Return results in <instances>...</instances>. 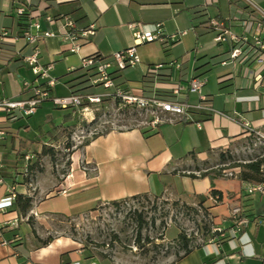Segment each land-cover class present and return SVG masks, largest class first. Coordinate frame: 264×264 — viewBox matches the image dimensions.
Masks as SVG:
<instances>
[{"label": "crops", "instance_id": "1", "mask_svg": "<svg viewBox=\"0 0 264 264\" xmlns=\"http://www.w3.org/2000/svg\"><path fill=\"white\" fill-rule=\"evenodd\" d=\"M21 6L39 9L36 20L40 30L56 35L39 42V61L42 65L52 63L49 75L64 84L68 95V74L81 67L78 65L83 58L110 60L114 53L133 45L132 24L160 25L164 36L179 30L186 32L173 42H160L164 55L169 57L172 53L173 58L157 65L170 67L178 62L183 71L170 67V81L156 85L158 90L169 92L173 83L184 85L196 78L197 58H228L209 65L210 72L201 77L207 80L202 94L220 114L193 111L191 120L175 119L154 128L110 130L82 145H73L71 150L65 148V142L68 132L80 126L77 111L69 109L55 118L47 112L34 139L20 136L21 129L30 130L31 120L20 126L24 117L8 122L0 112V202L12 192L15 198L22 195L32 199L25 215L16 211L15 198L10 207L0 211V264H105L71 237L50 236L55 220L78 219L99 203L143 195L166 197L187 205L198 201V196H205L204 205L219 219L226 236H216L169 264H264V224L258 223L264 221V193L248 194V183L241 182L239 176L220 177L207 172L202 176L191 168L194 162L208 160L212 153L228 152L248 136L243 122L264 134V69L251 61L252 53L247 49L243 56L230 61V47L214 42L215 33L208 24L209 19H218L236 34L248 36L259 27L264 38V22L257 20H264V0H0V29L17 35L27 26L28 19L16 15ZM46 16L56 17V21L47 23ZM64 17L73 20L78 30L90 26L95 29L78 53H70L69 44L59 37ZM29 52L30 47L22 38L9 43L0 41V101L29 98L24 83L31 82L33 74L18 56ZM152 63L140 57L135 67L117 78L118 86L128 95L142 97V79L147 68L155 66ZM258 73L262 80L255 86L253 79ZM179 100L190 105L198 103L197 96L191 93L183 94ZM45 103L52 105L44 102L24 119L36 116ZM58 148L69 151L68 165L56 164L53 168L55 163L44 151ZM25 157L30 159L26 161ZM59 166L64 168L60 172ZM62 189L66 195L59 194ZM212 190L221 193L219 201L210 196ZM220 207L225 208V214L218 213ZM235 208L240 209L248 224L233 237L230 211ZM179 233L176 227L169 226L165 237L176 240ZM49 237L50 242L43 244Z\"/></svg>", "mask_w": 264, "mask_h": 264}, {"label": "rangeland", "instance_id": "2", "mask_svg": "<svg viewBox=\"0 0 264 264\" xmlns=\"http://www.w3.org/2000/svg\"><path fill=\"white\" fill-rule=\"evenodd\" d=\"M179 30L178 32H183ZM191 31V29H190ZM173 34V33H172ZM137 56L150 60L155 66L158 62L172 60L173 54L166 57L162 51L160 41L143 44L137 49ZM144 64V61H142ZM81 66V62L79 65ZM56 89L51 95L56 97L68 96L67 88L62 82H56ZM67 94V95H66ZM69 109H58L45 103L38 114L30 119H21L20 126H26L30 121L28 132L21 129V137L34 139L36 129L44 124L47 112L51 117H59L68 113ZM92 120H80V126L75 131L68 132V141L65 148L73 145H82L88 139L106 133L110 130L126 129L133 126L150 127L152 114L150 110L140 109L134 105H126L112 99H104L94 106ZM54 157V166L68 163L69 151L58 148L51 153ZM262 160L264 167V139L256 135H248L238 141L231 149L221 155L215 152L208 160L193 163L192 169L223 176V171H240L247 163ZM60 166L57 170L62 171ZM166 197L139 196L113 203H99L78 219L58 218L55 220L54 230L50 236H69L91 255L105 264H169L180 255L179 246L174 240L165 237L169 226L176 227L188 237L190 247L206 243L212 235L225 239V235L214 232L220 228L213 212L207 205L198 206V201L188 204L191 209L182 207ZM187 205V204H186ZM232 211V210H231ZM230 211V213H231ZM226 213L220 207L218 213ZM142 220L143 228L138 229V221Z\"/></svg>", "mask_w": 264, "mask_h": 264}, {"label": "built area", "instance_id": "3", "mask_svg": "<svg viewBox=\"0 0 264 264\" xmlns=\"http://www.w3.org/2000/svg\"><path fill=\"white\" fill-rule=\"evenodd\" d=\"M122 1V0H120ZM39 9H27L26 7H18L16 9V15L18 17H24L28 19L27 26L21 30L17 35H12L10 31L2 28L0 29V41L2 43L14 42L18 38H22L25 43L30 47V52L26 55H18L22 64L27 67L33 74V80L31 82H25L24 88L29 90L30 96L26 100L14 101L3 99L0 101V112L4 113V118L8 122L16 121L19 117L32 116L37 108L44 102L49 101L53 107L58 109H72L80 114L82 120L88 122L92 120L94 106L100 104L104 99H112L126 105H134L137 108L150 110L152 118L150 120V127L154 128L157 125L164 123H172L175 119L191 120L193 111H201L207 114L218 115V113L207 101L202 90L207 83L205 78H192L186 84L173 83L170 87V92L174 97L173 101H162L155 98L145 99L140 96L128 95L125 90L116 85L111 77L113 71L124 70L126 66L130 68L135 67L139 63L136 48L137 46L152 43L155 41L168 42L175 41L178 37L186 34L185 31L178 32L171 36H164L160 25L148 27L141 24L130 25L131 35L133 39V45L125 50L116 52L112 55L109 61L96 62L94 57H86L81 60V66L83 68L89 67L96 62V75L91 80L92 85H99L102 87V91L93 96L79 97L69 94L68 96L56 97L51 95L52 88L55 86L56 81L49 75L52 69V63L42 65L40 63L41 51L38 44L45 38H53L56 35L51 31H41L40 24L36 18L40 17ZM45 21L47 23H53L56 21L51 16H46ZM60 24L59 37L62 41L69 44V52L72 54L78 53L83 44L87 42L86 38L95 34V29L90 26L84 30H78L73 20L70 18H63ZM209 27L215 33L214 42L218 44H227L230 47V61H234L243 56L245 49L252 53L251 61L261 65L264 69V38H262L259 27L251 35H238L231 31L224 21L217 19H211ZM256 57H253V55ZM180 63L173 62L170 67L179 68ZM163 65H156L147 68V72L151 74L157 73L162 69ZM262 77L260 73L254 76V85L259 86ZM185 93L195 94L198 98V103L190 105L185 102H181L179 98ZM197 127L200 125L197 123ZM243 131L247 135H256L264 139V134H259L253 130L246 122L242 123ZM30 158L25 157L28 161ZM86 170L85 167L82 168ZM262 173H264V167H262ZM239 171H223V175L226 177L238 176ZM1 182V180H0ZM248 194L264 193V183L248 184L246 187ZM59 194L66 195L67 191L62 189ZM15 198V194L12 192L10 196L0 202V211L4 208L10 207L12 201ZM230 220L232 227L230 229V235L236 237L247 226L248 219L242 217L239 208L232 209L230 213ZM258 223L264 224V221H258ZM15 225V224H14ZM221 235L224 231L221 228L214 230Z\"/></svg>", "mask_w": 264, "mask_h": 264}, {"label": "trees", "instance_id": "4", "mask_svg": "<svg viewBox=\"0 0 264 264\" xmlns=\"http://www.w3.org/2000/svg\"><path fill=\"white\" fill-rule=\"evenodd\" d=\"M248 9V8H245ZM250 14L254 15L255 12L254 11H249ZM198 12H195V14ZM19 18H26V16L24 17H19ZM56 17H54L55 19ZM211 19L208 20V24L210 22ZM218 20V19H217ZM260 23L264 22V20L262 19H257ZM209 29L211 31H213L210 27ZM253 57H256V55L254 54ZM228 57H220V56H216L210 59H206V57H200L196 59V67H195V71H196V78H201L203 76H205L206 74H208L210 72V69H208L207 67H209V65L213 64V65H217L220 64L223 60H226ZM96 62H105L108 61V58H101V57H97L95 58ZM96 62L95 64L83 68L82 66L78 69H75L73 71H71L68 76H69V80L67 81L68 87L70 89V94L71 95H75V96H79V97H85V96H93L96 95L98 93H100L102 91V87L99 85H92L91 84V80L92 78L95 77L96 75ZM130 67L126 66V68L124 70H116L111 74V77L114 81V83L116 85L119 84V82L117 81V78H119L124 72H126ZM179 68H181L180 71H183L182 68V64L179 65ZM170 75H171V68L170 67H163L162 69L158 70L157 73L155 74H151V73H146V75L143 77L142 79V84H143V94L142 97L145 99H151V98H155L158 100H162V101H173V96L171 94V92H167V91H162V90H158L155 88L156 85L158 84H163V83H168L170 81ZM188 82V81H187ZM29 91V90H28ZM66 149H69V146L66 147ZM53 151L49 150V151H44V154H48L50 161L54 162V157L51 154ZM226 153V152H225ZM224 153H221V155H223ZM68 165V163H67ZM262 160L258 161V162H253V163H247L241 167V170L239 171V179L241 182L244 183H248V184H259V183H264V173H262ZM197 171V170H195ZM199 172V171H197ZM203 175H207V173L202 174ZM215 176H219V175H215ZM191 177L194 178L193 175H191ZM210 196L212 198H216L217 201H219L221 199V193L219 191L216 190H212L210 192ZM139 197V196H137ZM137 197H133V198H137ZM207 197L205 196H198V206L201 208L202 206H204V203L206 201ZM124 201V200H122ZM31 203H32V199L30 197H26V196H22V195H16L15 198V203L14 206L16 208V211L20 214V215H25L29 208L31 207ZM113 204H117L118 202H112ZM179 203L176 201L174 202L172 205L173 206H177ZM182 207L184 209H192L191 207H189L186 204H183ZM242 217H244L242 215ZM245 218V217H244ZM143 228V222L142 220L138 221V229L141 230ZM216 235H212V238H215ZM209 239V240H210ZM51 238L49 237L43 244H46L48 242H50ZM174 242L179 246L181 254L180 255H176V260L188 255L193 248L195 247H190L189 246V239L188 237L185 235V233H183L182 231H180V233L178 234V237L176 240H174ZM197 247V246H196Z\"/></svg>", "mask_w": 264, "mask_h": 264}]
</instances>
